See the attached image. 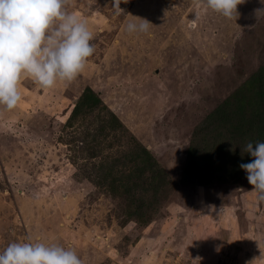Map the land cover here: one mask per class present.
<instances>
[{"label":"rangeland","instance_id":"obj_1","mask_svg":"<svg viewBox=\"0 0 264 264\" xmlns=\"http://www.w3.org/2000/svg\"><path fill=\"white\" fill-rule=\"evenodd\" d=\"M112 2L71 0L94 35L84 71L49 90L22 79L0 113V251L30 238L83 264H264V202L239 167L264 113V0L232 19L196 0ZM137 17L147 34L126 33ZM248 82L263 95L243 139L207 117Z\"/></svg>","mask_w":264,"mask_h":264},{"label":"clouds","instance_id":"obj_2","mask_svg":"<svg viewBox=\"0 0 264 264\" xmlns=\"http://www.w3.org/2000/svg\"><path fill=\"white\" fill-rule=\"evenodd\" d=\"M113 0L119 15L124 10ZM204 7L232 19L244 0H196ZM71 0H0V113L11 111L22 100L20 84L30 79L41 90L71 83L95 51L88 22L67 11ZM128 22L127 34H147L151 22ZM249 142L243 149L253 157L240 164L257 200L264 202V142ZM0 264H83L73 249L56 243L12 242L0 251Z\"/></svg>","mask_w":264,"mask_h":264},{"label":"trees","instance_id":"obj_3","mask_svg":"<svg viewBox=\"0 0 264 264\" xmlns=\"http://www.w3.org/2000/svg\"><path fill=\"white\" fill-rule=\"evenodd\" d=\"M256 81L259 82L258 79H256ZM258 85H259V83L257 85H255V90H253V92H252V91H250V89H252L251 84L248 82L243 87L245 89V92H246L245 96L243 94H237L238 98L237 99L235 98L236 103L233 106H228L229 104L227 101L222 102V104L218 105L217 108L214 110V112L210 113L207 118L212 119V117H214L215 120H218L220 122L225 121V123H226L227 119H230L231 121H233L235 116H237L238 117V125H236V123H233L230 121L228 126L230 127L231 130L238 131L239 135L243 136V139H246L244 137L246 135V130L241 131V129H247L248 123L251 124V121L254 122L253 118L256 116V112H258V110L253 107V106L257 107L258 101L262 98V95H263V90L262 91L257 90ZM260 85L264 86V82L260 83ZM249 93H251L252 95H251V97L247 98V95ZM79 101L82 105H86L87 107H93L98 103V97L94 94V92H92V90L87 88L83 92V94L80 96ZM245 107L250 108L249 114H250L251 118L249 117L248 120L247 119L245 120L243 117L244 115L242 114V111H244ZM236 108H237V110H234ZM259 111H261V109ZM246 123H247V126H245ZM259 124L260 125H257L259 130L255 133L256 137L254 139L248 140L249 142H252L254 144V147H255V143L264 142V132H263V130H264V113L262 114V116L259 120ZM206 128H207V125H203L200 128V133L202 130H204ZM248 129H249V131H251V127ZM146 167H149L148 163L146 164L145 168Z\"/></svg>","mask_w":264,"mask_h":264}]
</instances>
